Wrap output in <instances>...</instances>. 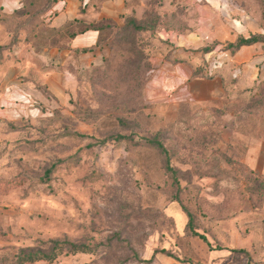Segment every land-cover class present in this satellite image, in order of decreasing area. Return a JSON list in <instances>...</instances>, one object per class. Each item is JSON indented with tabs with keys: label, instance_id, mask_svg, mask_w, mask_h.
<instances>
[{
	"label": "rangeland",
	"instance_id": "1",
	"mask_svg": "<svg viewBox=\"0 0 264 264\" xmlns=\"http://www.w3.org/2000/svg\"><path fill=\"white\" fill-rule=\"evenodd\" d=\"M126 3L144 29L128 33L114 21L62 103L38 86L50 101L37 104L39 116H0V264L49 252L52 241L91 251L63 249L33 264H264V77L246 88L233 78L204 103L144 95L151 58L170 60L175 38L199 27L202 7L264 36V0ZM0 21L8 31L0 32L1 64L3 49L8 57L24 49L23 19ZM202 47L193 51L204 76ZM151 137L168 149L179 185ZM185 210L209 245L189 231Z\"/></svg>",
	"mask_w": 264,
	"mask_h": 264
},
{
	"label": "crops",
	"instance_id": "2",
	"mask_svg": "<svg viewBox=\"0 0 264 264\" xmlns=\"http://www.w3.org/2000/svg\"><path fill=\"white\" fill-rule=\"evenodd\" d=\"M125 1L53 0L47 6L41 5L40 0H36L39 5H34L35 2L31 4V0H0L1 18L15 16L23 19V26L19 29L23 36L18 45L24 49V53L16 57H8L7 50L3 49L5 54L0 64V116H39L41 112L37 104L48 105L50 101L39 91L38 86L47 90L52 100L62 103L78 71L90 65L98 56L95 50L82 51L95 47L99 39L97 30L85 29L66 37L57 45L36 46L27 37V34L34 32L36 22L44 27L55 28L63 27L68 22L78 27L77 20L86 25L101 20L120 23L127 11ZM33 6L41 10L36 14L37 21L29 24L30 15L25 13V7ZM200 10L199 27L190 35L175 38L170 60L159 56L151 58L153 68L144 89L148 100L204 103L217 99L233 82V78L238 79L237 84L246 88L264 77L263 42L243 45L235 53L222 50V46L221 50L217 47L204 53L208 63L207 73L215 75L193 74L199 66L195 62L198 56L193 49L213 40L233 42L238 34L248 37L250 32L261 31L252 23L249 26L251 30H246L248 23L243 19H222L209 5ZM17 11L21 13L15 15ZM2 23L0 21V32L8 34ZM5 39L9 42V35Z\"/></svg>",
	"mask_w": 264,
	"mask_h": 264
},
{
	"label": "trees",
	"instance_id": "3",
	"mask_svg": "<svg viewBox=\"0 0 264 264\" xmlns=\"http://www.w3.org/2000/svg\"><path fill=\"white\" fill-rule=\"evenodd\" d=\"M37 1H39V0H37ZM32 2L33 3L35 2L34 5H39V2H36V0H31V4H33ZM52 2H53V0H40L41 5L46 4L48 6ZM125 6L127 9L126 1H125ZM32 8H26L25 7V13H28L31 16V17L29 16V19H28L29 24H33L34 22L37 21L36 14L41 10L40 7H38V10L34 6ZM19 13H21V11L15 12V15L19 14ZM122 19L125 22V24L122 28L123 31H125V32L130 33V32H135L136 30L144 29V27L140 25V23L138 22L136 17L127 16L126 14H124L122 16ZM77 24H79L78 27H74L73 22H68L63 27L55 28V27H44V26L40 25L38 22H36L34 25L35 26L34 32L33 33L30 32L29 34H27V37L29 40L32 41V44H34L36 46H53V45L59 44L61 41L63 42L66 37L69 38V37L75 35L77 32L83 31V30L88 29V28H92V29H95L99 32V39L97 41V44L93 48H87V49L82 50V51H91V50H94L96 47H98V45L100 44V40L102 39L103 35L105 33H107L110 29H112L116 26L115 22L112 20H101L99 22L91 23V24H87V25L82 24V22L79 23V20H77ZM263 41H264V36H262V34H250L248 37L238 35L236 37L235 41L226 42L224 45H222L221 49L224 51H229L230 53H235L243 45H251V44H254L257 42H263ZM216 45L217 44L204 45L201 48V51L203 53L211 52L215 49ZM147 65H148V70H149L150 69L149 63ZM193 74L195 76L201 75V68L199 66L197 68H195ZM205 75L206 76L207 75L208 76H214L215 73H211V74L207 73ZM42 90H45V89H42ZM116 138L117 139H128V137L124 136V135H117ZM146 142L149 145L156 147L158 150H160L161 153H163L165 171L171 176L173 183L176 185H179V175H178L179 170L175 169L173 167V165L171 164L170 155H169V152H168V149L166 148V146H164V144L160 140H158L156 137L146 138ZM50 169L51 168H49L47 170V173L50 172ZM185 211H186V214L188 216L187 226L189 228V231L192 234L199 236V238H201L205 243H207L209 245V241L206 238V236L204 234L196 232L193 229V227H192V223H193L192 214L189 213L187 210H185ZM51 243H52V246H51V250L49 252H44L41 250H28V251L23 252L19 256V260L16 264H33L36 261H40V260L50 261L53 258H55L56 255L58 253H60V251H62L63 249H66V251L72 252V253L91 251V248L89 246L84 245V244L73 243V242H59V241H52ZM217 249H219V248H217ZM238 251L244 252L243 249H238ZM241 264H262V263L252 261V260H248L247 262L241 263Z\"/></svg>",
	"mask_w": 264,
	"mask_h": 264
}]
</instances>
